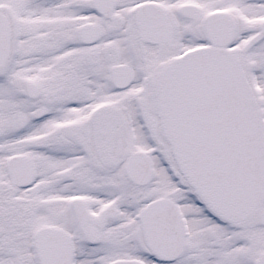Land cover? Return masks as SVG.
<instances>
[{"label": "snow or ice", "instance_id": "obj_1", "mask_svg": "<svg viewBox=\"0 0 264 264\" xmlns=\"http://www.w3.org/2000/svg\"><path fill=\"white\" fill-rule=\"evenodd\" d=\"M0 264H264V0H0Z\"/></svg>", "mask_w": 264, "mask_h": 264}]
</instances>
